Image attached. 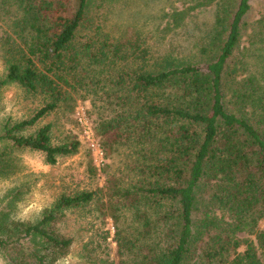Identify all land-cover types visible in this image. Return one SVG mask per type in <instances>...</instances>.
<instances>
[{
  "label": "trees",
  "instance_id": "16d2710c",
  "mask_svg": "<svg viewBox=\"0 0 264 264\" xmlns=\"http://www.w3.org/2000/svg\"><path fill=\"white\" fill-rule=\"evenodd\" d=\"M93 1L4 0L10 6L5 13L13 17L8 24L12 34L4 40L5 72L0 76V91L15 85L28 94L43 95L39 96L43 103L21 120L4 122L0 178L14 173L12 150L41 152L50 165L79 152L77 139L68 137L64 143L54 144L53 125L40 123L69 101L66 95L69 88L75 90L74 72L84 56L98 65L126 59L121 44L110 43L116 40L103 36L100 28L94 34L99 47L97 38L79 41ZM251 2L237 0L230 12L227 5L222 7L216 26L225 36L218 39L214 59L193 65L167 57L162 62L165 66L156 64L142 72L123 68L119 74L117 84L125 100L139 101V106L101 124V135L107 136L105 145L112 147L118 142L117 131L125 120L141 125L146 133L158 127L164 135L162 149L168 153L167 159H158L157 165L149 167L152 182L124 195L128 199L134 196L137 203L154 197L159 205L166 201L172 208L165 215L164 245H139V251L130 257L136 244L119 236L118 264H264V75L253 73L238 79L229 67L239 50ZM90 21L92 34L93 19ZM262 23L259 34L264 31ZM253 34L256 36V30ZM261 59L264 65V56ZM82 82L80 78L76 84ZM169 90H175V96H154ZM113 132L115 138L109 136ZM89 171L97 173L92 159ZM203 183L211 184L213 190L204 217L196 219ZM102 191L62 195L37 221L16 220L0 210V254L6 264H58L66 258L74 240L58 225L64 222L67 210L87 206ZM212 205L229 214L225 226L210 216ZM110 217L117 221L113 213ZM143 218L149 231V217ZM242 233L255 238H242Z\"/></svg>",
  "mask_w": 264,
  "mask_h": 264
},
{
  "label": "rangeland",
  "instance_id": "374dc122",
  "mask_svg": "<svg viewBox=\"0 0 264 264\" xmlns=\"http://www.w3.org/2000/svg\"><path fill=\"white\" fill-rule=\"evenodd\" d=\"M219 1H93L88 24L80 32L79 41L85 43L91 37L97 38L96 46L99 47L100 40L94 34L96 28H100L103 36L109 37L110 41L116 40L110 43L121 44V54L126 59L98 65L84 56L81 66L74 72L72 85L75 84V90L69 88L66 95L69 101L40 123L53 125L54 144L64 143L68 137L77 139L81 144L79 152L59 158L55 165H50L41 152L12 150L14 173L0 178V210L22 221H37L62 195L103 190L87 206L66 211V218L58 228L73 238L74 243L70 254L58 264H118L121 257L117 239L120 237L136 244L130 257L136 255L139 245L146 248L155 243L164 245L168 229L165 215L172 208L171 204L163 201L159 205L154 197L149 201L140 197L137 203L134 196L128 199L124 195L153 181L149 167L168 156L167 150L162 149L164 135L158 127H151L146 133L141 125L133 126V122L126 123L122 119L124 122L117 131L120 138L108 147L104 143L107 136L101 135L100 126L139 106V101H126L117 84L123 68L142 72L155 68L156 64L165 66L162 62L167 57L175 63L193 65L214 59L218 54V39L225 36L224 31L218 33L221 29L216 26L219 12L224 5L230 12L237 3V0H222L219 5ZM251 6L239 50L229 64L238 79L253 73L264 75L261 59L264 56V31L259 34L264 21V0H252ZM7 10L10 6L0 0V76L5 72L4 40L12 34L8 24L13 16L9 17L5 13ZM92 19L94 32L91 34L89 22ZM253 30H256V36ZM79 77L83 82L76 84ZM174 91L158 92L154 96H175ZM39 96L43 95L28 94L15 85L3 88L0 91V132L7 119L21 120L32 114L43 103ZM78 113L83 121L79 120ZM156 126L168 128L159 123ZM34 130L36 127L25 134ZM114 134L116 132L109 136L115 138ZM90 140L101 147L103 157L96 155ZM3 148L4 145H0V152ZM91 159L97 170L95 175L89 171ZM212 190L211 184H202L199 192L201 211L194 214L196 219L204 217ZM208 211L222 226L229 220V214L217 206H210ZM111 213L117 217L116 222L110 217ZM143 215L151 222L149 231L144 226ZM239 236L255 238L247 233ZM0 264H6L1 254Z\"/></svg>",
  "mask_w": 264,
  "mask_h": 264
},
{
  "label": "built area",
  "instance_id": "2783aa9c",
  "mask_svg": "<svg viewBox=\"0 0 264 264\" xmlns=\"http://www.w3.org/2000/svg\"><path fill=\"white\" fill-rule=\"evenodd\" d=\"M78 116H79V120L83 121L80 113H78ZM90 142H91V147L94 149L96 155L103 157L104 153L101 147L98 144H96L93 140H90Z\"/></svg>",
  "mask_w": 264,
  "mask_h": 264
}]
</instances>
